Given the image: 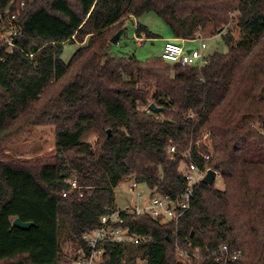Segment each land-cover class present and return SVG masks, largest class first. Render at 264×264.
I'll return each mask as SVG.
<instances>
[{"label":"trees","instance_id":"1","mask_svg":"<svg viewBox=\"0 0 264 264\" xmlns=\"http://www.w3.org/2000/svg\"><path fill=\"white\" fill-rule=\"evenodd\" d=\"M21 4L22 35L12 50L0 43V264L83 259V235L117 210L123 178L177 197L189 155L224 189L201 183L178 221L121 212L116 226L150 241L107 243L100 264H184L179 251L187 264H218L210 255L223 245L242 251L232 264H264V0H0V35ZM147 13L173 39L221 35L229 51L203 67L111 56L125 21ZM136 34L158 38L142 25ZM66 44L82 45L67 62ZM152 104L162 111L148 114ZM39 125L53 127V151L6 154L5 141ZM15 219L34 225L24 231Z\"/></svg>","mask_w":264,"mask_h":264},{"label":"built area","instance_id":"2","mask_svg":"<svg viewBox=\"0 0 264 264\" xmlns=\"http://www.w3.org/2000/svg\"><path fill=\"white\" fill-rule=\"evenodd\" d=\"M8 14L9 13H6L7 16L1 19V23L6 26V30L0 35V43L10 45V49L12 50L14 39L20 37L22 32L18 28V15L9 16ZM198 40L201 42L200 50L190 51H188L183 45L176 44L179 42L178 40H169L167 41L162 58L173 66L203 67L208 63V58L203 54L206 45L201 37H199ZM146 112L148 114L153 113L149 107L146 109ZM169 153L173 157V155L177 153V148L172 146ZM204 158L208 160L210 159V156L207 155L204 156ZM186 159H188L190 163L184 162L181 166V173L187 184L183 194L173 197L171 195L150 193V203L147 207H139L137 205L132 210H116L103 216L101 218L100 228L83 235V241L87 246L88 252L83 259L75 261L74 264H100L105 253L104 245L107 243H133L138 245L150 241V239L131 234L130 230L127 228L116 226L117 224L123 223L121 218V212L123 211L137 216L149 215L162 222L180 220L191 207L195 189L203 183L208 171H210V169L205 170L198 168L193 162H191L190 155L186 156ZM215 173L217 176L216 179H221V175L217 172ZM70 187L72 190L76 189L77 183L75 181L70 182ZM139 187V183L136 181L132 182V192L136 193L137 198L142 199L144 191L139 189ZM64 196L66 197L67 194H64ZM178 255L179 260L184 264L190 262V257L186 253L179 251ZM241 255V250L232 251L229 246L223 245L216 252L211 253L210 258L218 264H232L238 261ZM195 257L199 259V254L197 253Z\"/></svg>","mask_w":264,"mask_h":264},{"label":"rangeland","instance_id":"3","mask_svg":"<svg viewBox=\"0 0 264 264\" xmlns=\"http://www.w3.org/2000/svg\"><path fill=\"white\" fill-rule=\"evenodd\" d=\"M23 5L17 9L18 17L24 15ZM138 25L148 28V30L158 36L157 39H148L144 34L139 39L136 34ZM232 32L236 39L239 38V33L233 28ZM172 39L171 32L165 23L155 14L147 13L136 19L131 18L125 21L122 35L116 43H111L109 54L113 57H135L139 61L146 62L148 60L162 57L167 45V41ZM206 49L203 54L209 58L216 52L227 53L229 47L226 44L223 36H215L211 38L202 37ZM176 44L183 45L188 50H200L201 42L197 39L192 43L178 42ZM81 44H66L64 46V61H69L73 54L81 47ZM97 136L92 134L89 141L95 142ZM54 129L49 125L31 126L25 132L4 142L6 154L16 158L32 159L42 157L44 154L53 151L55 147ZM132 180L123 178L118 187L114 190L115 207L117 210H132L135 206L147 207L150 203V190L147 186L140 185L139 189L144 191L142 199L137 198L136 193L131 190ZM214 186L219 189H224L222 179H216ZM165 222V221H164ZM64 253L68 257H73L74 251L70 243L64 245ZM186 261L185 259H183Z\"/></svg>","mask_w":264,"mask_h":264},{"label":"water","instance_id":"4","mask_svg":"<svg viewBox=\"0 0 264 264\" xmlns=\"http://www.w3.org/2000/svg\"><path fill=\"white\" fill-rule=\"evenodd\" d=\"M122 35V31H119L112 39H111V43H116L118 41V38ZM150 110L153 113H160L162 110L158 107H156V105L152 104L150 105ZM216 173L213 170L208 171L203 183L207 184V185H213L214 182L216 181ZM33 223H24L22 222L20 219H15L13 221V227L19 228L21 230L27 231L29 230L31 227H33Z\"/></svg>","mask_w":264,"mask_h":264},{"label":"crops","instance_id":"5","mask_svg":"<svg viewBox=\"0 0 264 264\" xmlns=\"http://www.w3.org/2000/svg\"><path fill=\"white\" fill-rule=\"evenodd\" d=\"M170 40H176V39H170ZM169 41V40H168ZM179 42H186V41H180V40H178ZM193 41H189V42H186V43H192ZM188 50V49H187ZM188 51H190V50H188Z\"/></svg>","mask_w":264,"mask_h":264}]
</instances>
